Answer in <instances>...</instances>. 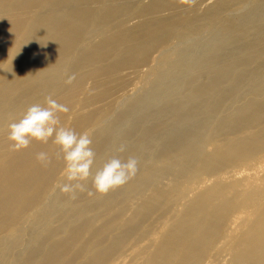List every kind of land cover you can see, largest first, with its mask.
<instances>
[{"label":"bare ground","instance_id":"1","mask_svg":"<svg viewBox=\"0 0 264 264\" xmlns=\"http://www.w3.org/2000/svg\"><path fill=\"white\" fill-rule=\"evenodd\" d=\"M192 1L0 0V264H119L112 256L132 229L125 226L119 240L106 247L115 217L95 228L112 207L119 204L122 211L144 197L139 206L144 216L149 188L162 201L169 196L174 190H166V181L181 160H201L200 175L216 176L227 174L218 171L239 160L241 166L248 159L264 165V159H254L264 149V0L240 18L222 14L246 0H217L201 16L192 14ZM131 12L138 20L129 25ZM203 23L213 30L210 39L169 63L109 121L111 91L121 72L141 66L165 43L188 38ZM49 96L70 109L61 114L63 126L91 131L93 173L113 156L134 157L135 177L103 195L88 194L89 180L84 191L69 196L58 190L44 206L64 167L57 146L51 140L33 142L17 152L7 137L10 122ZM240 100L246 101L238 105ZM251 128L257 130L250 137L207 149L209 131L233 135ZM121 145L125 151L117 152ZM41 151L51 157L47 166L36 159ZM235 192L232 197L217 191L168 198L191 201L143 264H170L174 257L175 264H199L214 248L225 218L234 213L230 223L239 222L253 204L264 216L262 196L249 199ZM245 226L241 221L238 229ZM226 264H264V226L249 225Z\"/></svg>","mask_w":264,"mask_h":264},{"label":"rangeland","instance_id":"2","mask_svg":"<svg viewBox=\"0 0 264 264\" xmlns=\"http://www.w3.org/2000/svg\"><path fill=\"white\" fill-rule=\"evenodd\" d=\"M216 1L217 0H193L189 4V7L192 14L201 16L205 8ZM258 1L261 0H246L242 4L229 7L222 15L225 18H240L248 13ZM137 5H141V3H137ZM161 15L169 17V14L166 12ZM130 17L129 25L135 24L138 19L135 18L133 12H131ZM212 35V28L207 23H203L199 28L191 31L188 38L171 40L170 42L154 49L146 59L145 63L141 66L123 70L111 91L115 94L113 95V112H110L109 121L117 117L118 113L126 107L130 100L135 99L142 94V92L150 86V81L157 76V74L165 72L169 63L185 58L193 49L194 44L205 42L209 40ZM97 40L98 38H95L91 42L95 43ZM108 50L109 47L105 48V51ZM90 84V81H87L85 86L86 90L90 88ZM245 101L240 100L238 105ZM220 115L221 113H219V116ZM262 124L264 125V121L260 125L264 128ZM256 130L257 128L241 130L233 135H217L216 133L209 131L206 135V142L209 143L207 149H214L216 147L215 145L222 148L226 147L239 138L252 136ZM90 132L91 131L88 133L90 134ZM254 159H264V149L258 151L254 155ZM240 162V160L236 161L231 166L218 171V174H227L216 176L214 173L212 175H200L201 160H196L193 164H190V162H182L181 160V162L175 167L173 171L174 173L167 179L168 181H166V190H174L170 192L169 196L162 201L163 198H160L161 195H159L156 190L152 191L153 189L149 188L146 197L151 194V200H149L147 206L144 207H149L147 208L149 212L147 211L144 216H140L141 208L139 209V206L145 199L143 197L136 202L134 201V204L130 203L128 208L123 209L122 211L120 205L117 204L112 207L107 216H103L95 222V228H98L105 224L109 219L115 217V220H113V231L108 235L103 246H113L115 240L118 239V234L121 233V230L126 226L128 229L132 230L130 233H126L125 237L120 239L118 251L113 254L112 259L119 258L117 261L119 264H143L148 254L153 250L154 245L158 243L160 237L179 221L184 211L190 205V198L181 201L175 199L169 200L168 198L171 196L180 197L181 194V196H191L193 193L201 194L203 192L212 196L219 191L224 196L232 197L233 192L236 190L235 195L243 193L249 199H252L254 195L262 196L264 207V165L258 167L251 159H248L245 164L243 163V166L240 165ZM58 177L59 181L60 179H63V170L56 178L58 179ZM59 181L54 182L55 185L52 186L48 195V200L45 201L44 206H46L57 194V191L59 190L57 187ZM230 188L233 189L230 190ZM120 196L121 195L117 198L118 202L121 201ZM215 203H217V201ZM259 209H257L255 204L249 206L245 216L239 222L236 221L235 223H230V219L234 213L228 218H225L218 231L214 248L199 264H226L232 251L239 243L240 234L246 233L249 225L253 222H258L261 226H264V216H261V210ZM134 215L135 217L132 219ZM241 221H244V224L247 226L243 229L240 227L242 229L240 232L239 230L241 229H238V226L241 224ZM28 224L29 222L23 224V227L27 228ZM57 225V223H54V226ZM202 229L203 226H201L197 232H201ZM87 239L88 236H86L85 240ZM25 248L26 240L21 244V251L25 252ZM177 258L178 257L172 258L170 264H175ZM108 264H110V262Z\"/></svg>","mask_w":264,"mask_h":264},{"label":"clouds","instance_id":"3","mask_svg":"<svg viewBox=\"0 0 264 264\" xmlns=\"http://www.w3.org/2000/svg\"><path fill=\"white\" fill-rule=\"evenodd\" d=\"M71 77L69 78V82ZM69 107L51 96L44 104L34 103L27 107L19 119L8 125V141L12 151H22L33 142L47 144L50 140L58 148V156L63 160V182L57 187L63 194L75 196L84 191L90 180L89 195L106 194L122 187L135 177L138 161L134 157L122 160L113 156L95 170L96 152L93 139L88 132L77 133L61 124V114H67ZM117 152H124L121 145ZM36 159L42 166L51 162L49 153L41 151Z\"/></svg>","mask_w":264,"mask_h":264}]
</instances>
